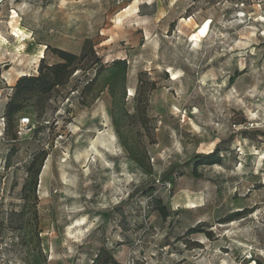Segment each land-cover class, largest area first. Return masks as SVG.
Masks as SVG:
<instances>
[{
	"label": "rangeland",
	"instance_id": "374dc122",
	"mask_svg": "<svg viewBox=\"0 0 264 264\" xmlns=\"http://www.w3.org/2000/svg\"><path fill=\"white\" fill-rule=\"evenodd\" d=\"M0 264H264V0H0Z\"/></svg>",
	"mask_w": 264,
	"mask_h": 264
},
{
	"label": "trees",
	"instance_id": "16d2710c",
	"mask_svg": "<svg viewBox=\"0 0 264 264\" xmlns=\"http://www.w3.org/2000/svg\"><path fill=\"white\" fill-rule=\"evenodd\" d=\"M49 45L47 46V48ZM56 54L60 58V62L53 63V64H45L44 58L42 60V63L39 67V73L33 74V75H23L21 76L15 85V91L13 93V96L11 97L10 101L8 102L6 106V115L8 118V121L10 122V119L14 115L15 112L19 111L22 106L17 103L18 97L25 91V90H34L39 85H48L49 87L59 85L63 83L64 78L69 75L70 73V66H72L78 59V55L65 50V49H56ZM219 145V144H218ZM220 146V145H219ZM209 154L201 155V157H204L207 162L205 163H216L220 161L219 151L218 147ZM37 159L34 158L32 161V165L36 163ZM32 165L30 166L31 171V178L35 179V184L37 183L39 170L33 172ZM35 191V189H34ZM162 208V207H161ZM164 211V208H162ZM195 231L192 229L190 232ZM101 254H98L97 258H100ZM96 261V260H95Z\"/></svg>",
	"mask_w": 264,
	"mask_h": 264
},
{
	"label": "built area",
	"instance_id": "2783aa9c",
	"mask_svg": "<svg viewBox=\"0 0 264 264\" xmlns=\"http://www.w3.org/2000/svg\"><path fill=\"white\" fill-rule=\"evenodd\" d=\"M31 118L30 117H22L21 118V121H20V124L22 126H29V124H31Z\"/></svg>",
	"mask_w": 264,
	"mask_h": 264
}]
</instances>
